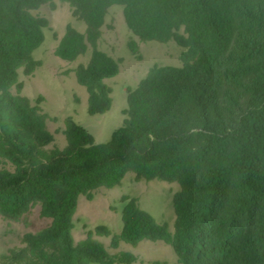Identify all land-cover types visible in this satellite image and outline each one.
<instances>
[{"label":"trees","instance_id":"obj_1","mask_svg":"<svg viewBox=\"0 0 264 264\" xmlns=\"http://www.w3.org/2000/svg\"><path fill=\"white\" fill-rule=\"evenodd\" d=\"M54 0H0V215L20 220L33 206L49 224L27 232L8 264L132 263L131 253L110 256L111 246L143 240L170 245L178 264H264V0H60L72 17L54 54L73 62L88 94V114L108 112V80L121 60L99 48L108 10L123 7L127 27L142 43L175 42L181 67L153 66L134 90L120 128L107 143L72 117L64 148H48L49 115L21 93L19 70L41 66L34 51L49 20L34 14ZM136 52L135 42H130ZM13 89L16 92H13ZM136 181L175 182L174 230L127 199L118 233L104 225L73 236L81 196Z\"/></svg>","mask_w":264,"mask_h":264},{"label":"rangeland","instance_id":"obj_2","mask_svg":"<svg viewBox=\"0 0 264 264\" xmlns=\"http://www.w3.org/2000/svg\"><path fill=\"white\" fill-rule=\"evenodd\" d=\"M34 14L49 20V27L43 30L44 40L33 53L34 59L41 61V66L31 76L24 75L23 69H20L19 81L22 83L21 93L49 115L47 128L54 135V142L48 148L65 147L63 130L68 117L91 133L96 144L107 143L123 124V112L128 107L127 90H134L153 66H182L183 48L173 41L166 44L140 42L126 25L123 7L111 6L105 18L99 48L115 60H121L120 70L116 77L107 81L112 88L111 109L105 114L89 115L87 91L77 83L73 69L78 64L87 63L91 51L73 62L63 61L54 54L57 45L55 35L61 38L68 24L80 32H84L85 25L76 21L70 6L60 0L42 5ZM130 42L136 44L135 53L129 47ZM13 92L16 90L13 89ZM178 190L175 182L136 181L134 175L128 173L120 186L99 188L94 191L91 200L83 196L79 198L74 216V239L82 241L88 231L100 225L106 226L112 234L120 232L122 210L127 199L132 198H136L143 210L173 231L176 216L172 201ZM48 224L49 220L40 215L39 206H33L20 220H9L0 215V264H8L6 257L10 250L21 246L25 233L39 231ZM93 238L103 244L110 256L133 254L136 260L128 264H178L173 248L163 241L143 240L136 246L121 242L118 247H112L110 236L94 235Z\"/></svg>","mask_w":264,"mask_h":264}]
</instances>
